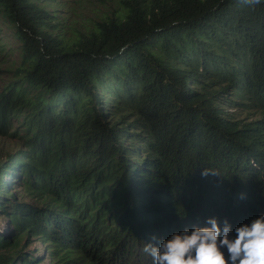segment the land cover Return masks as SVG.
Masks as SVG:
<instances>
[{
  "label": "trees",
  "instance_id": "trees-1",
  "mask_svg": "<svg viewBox=\"0 0 264 264\" xmlns=\"http://www.w3.org/2000/svg\"><path fill=\"white\" fill-rule=\"evenodd\" d=\"M43 1L0 0V264H153V236L264 215V0H120L68 42Z\"/></svg>",
  "mask_w": 264,
  "mask_h": 264
},
{
  "label": "clouds",
  "instance_id": "clouds-1",
  "mask_svg": "<svg viewBox=\"0 0 264 264\" xmlns=\"http://www.w3.org/2000/svg\"><path fill=\"white\" fill-rule=\"evenodd\" d=\"M255 6L261 0H241ZM219 175L204 169L202 175ZM210 227L193 226L191 230L173 233L170 238L146 243L143 251L153 258V264H264V215L235 229L225 221L221 228L215 218L206 222ZM223 249L227 250V258Z\"/></svg>",
  "mask_w": 264,
  "mask_h": 264
},
{
  "label": "rangeland",
  "instance_id": "rangeland-1",
  "mask_svg": "<svg viewBox=\"0 0 264 264\" xmlns=\"http://www.w3.org/2000/svg\"><path fill=\"white\" fill-rule=\"evenodd\" d=\"M43 2H48L47 8L52 10L50 18L59 22V27L55 32L62 36L66 42L74 40L80 32H85L88 27L102 21L106 15H112L114 11L121 10L120 0H48ZM12 33V29L5 24L0 26V42L4 40L7 48L0 51V92L4 85L14 77L12 72L21 62L20 43L12 36ZM236 112L242 117L250 116L244 109H237ZM20 146V141L16 139V136L0 135V161L4 160L8 154L17 151ZM22 192L20 187H15L12 193L21 197ZM7 219L6 216H0L1 227H5ZM23 243L27 245L28 251L46 249L45 243L38 239L29 238Z\"/></svg>",
  "mask_w": 264,
  "mask_h": 264
}]
</instances>
